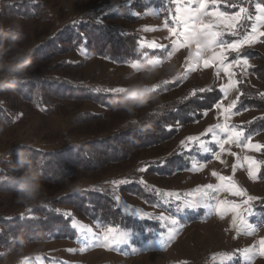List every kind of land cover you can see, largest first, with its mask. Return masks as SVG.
<instances>
[{
    "label": "rangeland",
    "instance_id": "obj_1",
    "mask_svg": "<svg viewBox=\"0 0 264 264\" xmlns=\"http://www.w3.org/2000/svg\"><path fill=\"white\" fill-rule=\"evenodd\" d=\"M40 1L45 4L48 10L46 20L29 22L20 27L26 37L29 35L31 39L34 38L30 42V45L34 47L47 40L68 21L83 18L86 23L99 25L104 22L105 17L109 16L114 21H105V24L112 22L122 29L135 31L139 36L140 47L141 44L144 45L141 47L144 50L142 59L125 64H114L82 53L79 61L84 65L80 70L71 71L74 78L81 82L84 81L83 83L87 85L101 86L106 89H124L125 86L132 83H146L150 86L151 92L156 91L158 83L179 82L180 85L177 89L163 92L156 97L154 102L138 109V115L152 111L154 107L161 105L166 100L181 97L186 90L195 91V88L215 89L217 92L216 103L221 104V110L215 108V103L210 110L203 113L200 121L184 127L179 125L178 136L165 147L166 154L179 147L186 149L188 153L193 149L185 170L168 178L146 176L142 167L145 160H139L105 175L107 179L114 180L113 187L117 191L116 197L120 198L117 200L115 197V202L119 207L118 211L128 216L130 224L112 227L108 224L92 223L79 218L72 209L62 207L57 209V213L61 218L68 219V223L65 226H57L65 231L61 234L55 231L52 224H49L48 229L45 230L44 227L38 230V226L33 224L31 228L34 236L29 237V241H22L15 238L19 227L11 225L9 228L11 234L8 235L3 233L4 228L0 225V264H50V262H56V264H264V257L260 255L261 246L259 243L264 239V212L258 211L252 204L250 206L254 208L256 215L247 216V223L244 225L239 224V221L234 224L232 216L224 205L225 201L228 204H243L249 197L256 198V200L264 198V181L259 179V174L256 179L250 178L247 174L249 159L258 162L259 168L261 167V152L249 150L230 142L225 145V149L221 153L218 145L212 141V137L226 139L230 135L222 131L220 126L243 128L246 133H251L248 124L258 116H264V113L252 108H240L239 102L230 114L223 111L231 101L241 95V90L239 92L236 90L239 89L240 83L250 90L258 91L260 94L264 93V86L251 73V68L256 65L253 52H258L264 57V36L259 35L264 32V21L256 22L255 13L251 24L256 23L257 25V38L239 51V54L244 52L240 58L247 60V67L244 64L233 65L229 69L233 73L230 78L219 64L205 68L202 60L198 62L195 43L190 46L179 43L175 47L172 46V42L177 40V36L169 33L165 24L181 31L180 26L172 21V17L177 14V7L181 9L180 15L194 19L197 24H219L213 17L195 12L198 5L189 3V0H181L178 4H173L171 0H164L165 8L169 9L167 13L156 12L161 6L160 0ZM237 1L239 0H217V3L213 4L212 0H207L205 12L227 10L229 14H235L239 9L236 12H232V10ZM256 4L258 3H254V11ZM228 5L232 6L226 8ZM213 30L226 31L222 27L218 29L214 27ZM37 31L38 35L35 37ZM226 38H228L227 35L222 37L225 40ZM179 39L182 40L183 37L181 36ZM151 43L164 44L168 51L161 52L159 49H152L148 47ZM146 51L155 55L148 57V53L145 55ZM226 54L229 60L237 56L235 52ZM157 55L161 62H151L156 59ZM76 61L78 62V60ZM133 63L137 65L136 68L131 66ZM148 64L152 65L154 69H158L157 75H153L147 68H142ZM230 80L233 83L231 88L228 87ZM222 88L227 91L221 92ZM5 96H1V99L4 100L2 97ZM8 101L11 105L14 99ZM85 108L88 112H100L92 105H87ZM65 111L68 116L60 114ZM81 111H85V109L81 108L76 112L72 106H67L66 110L60 113L56 112L46 116L31 110L27 113L23 111L24 114L16 116L17 124L0 135V161L2 159L11 161L12 158H7L6 155L13 147L16 148L18 143L38 144L37 132L40 135L44 132L53 133L57 141L48 142L47 145L59 149L69 146L70 141L76 140L75 138L78 141H84L86 138L84 134H91L99 130L106 131L109 128L108 119L85 123L81 128L75 120V116ZM68 126L74 131V134L69 133ZM209 129L212 131L209 132ZM189 137L199 139L190 141ZM41 138L45 137L41 136ZM244 142L249 141H242V143ZM250 142L264 145V131L254 133ZM201 144L204 147H211L212 152L204 154ZM217 155H219V159L216 158ZM132 169L139 173V186L144 191L142 195L121 191L124 184L121 185L119 182L124 180V175L130 173ZM0 173V179H4L5 174L13 176L15 172L9 167L0 165ZM220 177L226 179L221 180ZM100 179L96 181L76 179L70 187L63 186L60 191L49 192L46 195L48 199L57 198L70 190L99 182ZM140 181H143V184ZM208 185L220 187V192L215 194V199L212 201V207L201 212L178 215L179 223L171 225L167 220L169 201L174 200L176 195L181 200H201L203 190ZM229 186H232L234 191L240 192L241 195H233L232 192L227 191ZM197 189H201V191H197ZM167 193H172L173 196L169 197L166 195ZM218 204L220 205L219 209L217 208ZM19 205L21 204L16 203V195H0V218H8L13 214L20 213V210L23 209H19ZM220 211L224 213L222 217L218 214ZM68 214H72L71 220ZM160 216H164L165 220H159ZM19 226L24 230L23 223ZM125 226H130L129 230L132 233L127 245H113L111 250L106 248L103 234L107 228L112 227L113 234H115L126 229ZM169 229L175 232L170 240ZM149 241H151L150 244ZM133 249H137V251H133ZM245 249L248 251L245 252ZM230 254H236L237 259L230 262L228 259Z\"/></svg>",
    "mask_w": 264,
    "mask_h": 264
},
{
    "label": "trees",
    "instance_id": "obj_2",
    "mask_svg": "<svg viewBox=\"0 0 264 264\" xmlns=\"http://www.w3.org/2000/svg\"><path fill=\"white\" fill-rule=\"evenodd\" d=\"M255 2L264 5V0H239L234 4L232 12L244 7L254 16ZM47 15L48 10L40 0H0V25L9 26L16 23L22 27L29 22L45 21ZM244 16H247V13ZM109 20L114 21L111 16L104 18V22ZM251 20L247 21L249 25ZM16 21L26 23L20 24ZM104 22L99 25L86 23L83 18L68 21L35 47L30 45L34 38L31 39L29 35L26 37L20 29L24 37L20 46L26 48L30 45L27 49L32 50V67L28 77L18 83L13 90L0 91V135L17 124L16 116L24 114L23 111L27 113L31 110L46 116L60 113L66 110L67 106H72L76 112L81 108L85 109L75 116L76 123L80 124L81 128L85 123L107 119L110 125L106 131L99 130L84 134L86 137L84 141L75 138L76 140L70 141L69 146L59 149L47 145L48 142L57 141L53 133L44 132L40 135L37 132L38 144L18 143L17 147H13L6 155L7 158H12L11 161L4 159L0 161V165L13 170L12 165L17 160L18 152L21 150L31 152L32 167L41 169L46 194L60 191L63 186L70 187L76 179L91 181L102 179L86 187L70 190L57 198L48 199L46 195L32 207L19 205L18 208L23 209L20 213L8 218H0V225L4 228L3 233L10 235L11 225L19 227L15 233V238L18 240L29 241V237L34 236L31 228L33 224L38 226V230L42 227L44 230L48 229L49 224H52L55 231L60 234L65 232L57 227L68 223V219L61 218L57 213V209L62 207L72 209L79 218L92 223L108 224L112 227L130 224L128 216L118 211L114 180L107 179L105 175L139 160H145L142 167L146 176L168 178L185 170L193 149L188 153L186 149L179 147L166 154L165 147L178 136L179 125L184 127L200 121L203 113L210 110L217 101L215 89H204L205 92H201L200 88H195V91L186 90L179 98L166 100L143 115H138V110L134 114L112 111L111 103L123 93H113L105 91L106 88L101 86L87 85L83 83L84 81L74 78L71 72L83 68L84 64L79 61L82 53L114 64L132 63L142 59L144 50L140 47L139 36L135 31L122 29L112 22L106 24ZM37 35L38 31L35 32V37ZM227 36L226 41L230 42L242 38ZM146 53L148 57L155 55L148 51ZM243 53L241 52L239 57ZM10 54V51L6 53V55ZM253 58L256 65L251 68V73L264 86V57L254 51ZM179 85L177 81L169 84L158 83L156 91L151 94L157 97L165 91L177 89ZM239 90H241L240 108H252L264 113V98H261L258 91L250 90L242 83L239 84ZM3 95H6L2 97L4 100L1 99ZM12 98L14 102L9 105L8 100ZM87 105L96 107L100 112H88L85 108ZM60 114L65 116L67 113L65 111ZM262 117L264 116H258L248 124L251 133L264 131ZM143 126L148 127L146 131L141 132L140 128ZM68 128L69 133L74 134L70 126ZM165 161L167 163H164ZM260 163L259 179L264 181L262 152ZM14 172L13 176L20 175L19 171ZM138 174L132 169L130 173L124 175V180L131 183H127L126 186L124 184L121 191L142 195L144 191L139 186ZM10 177L12 176L5 174V178L0 179V195H16L13 186L9 183ZM254 208L264 212V198L256 200ZM21 223L24 224V230L19 226ZM125 227L130 228V226Z\"/></svg>",
    "mask_w": 264,
    "mask_h": 264
},
{
    "label": "snow or ice",
    "instance_id": "obj_3",
    "mask_svg": "<svg viewBox=\"0 0 264 264\" xmlns=\"http://www.w3.org/2000/svg\"><path fill=\"white\" fill-rule=\"evenodd\" d=\"M173 4H178L181 2V0H171ZM189 3H196L198 7H196L195 12L200 13L202 15H208L214 18L215 21H218L219 24L216 25L214 23H208V24H197L194 19L186 18L182 15L181 9L179 7L176 8V15L172 17V21L174 24H178L181 28V31H178L176 27H172L165 24V27L167 28V31L171 33L172 35L177 36V40L172 42V46L175 47L177 43L184 45V46H190L191 44L195 43L196 46V57L197 61H201L203 63V66L205 68H208L209 66L213 64H219L221 68L224 69L227 76L230 78L233 76V73L229 71L230 68H232L233 65H240L244 64L245 67H247V60H242L239 57V51L242 47H244L246 44L250 45L252 42H254L257 38V25L256 23H252L249 25L247 21L253 19V13L249 12L248 9L244 7H240L239 10L235 14H229L227 10L225 11H213V12H205V9L207 8V0H189ZM213 4L217 3V0H212ZM160 8L156 10L157 13H167L169 9L165 8L164 0H160ZM232 5L226 6L229 7ZM234 7V6H233ZM247 13V16H244V14ZM255 13L254 19L256 22L264 21V5L256 4L255 5ZM166 18V17H165ZM214 27L217 29L219 27H222L226 31H220V30H213ZM157 30V29H153ZM226 35H231L233 37H242L241 39L236 40L235 42L226 41L225 39H222V37H225ZM260 36H264V32L259 33ZM183 37V39H179V37ZM141 47H144L143 44H141ZM148 47L152 49H159L161 52H166L168 49L164 44H156L151 43L148 45ZM237 53V56L232 57L231 60L228 59V55L226 53ZM204 54H208L205 56ZM147 55V53H145ZM153 63H160V57L157 55L156 59L151 61ZM133 68H136V64L131 65ZM191 70V69H190ZM229 88L233 87V83L230 80V83L228 85ZM239 92V89H236ZM105 91H110L113 93H123L125 89L123 88H112V89H106ZM201 92H205L204 89H200ZM221 92H226L227 89L222 88L220 90ZM261 98H264V93L260 94ZM239 102V95L229 103L228 107L226 109H223L226 113H231V110L234 109ZM215 108L217 110H221V104L217 102L215 105ZM243 110V109H242ZM241 110V111H242ZM261 119H264L262 117ZM221 130L224 131L228 135V138L226 139H216L215 137H212V141L218 145L219 152H223L225 149V145L228 143H236L240 146L247 148L249 150H256L259 152L264 153V145L261 144H253L251 143V138L254 135V133H246L243 128L236 129V128H229L227 126H220ZM209 132L212 130L209 129ZM190 141L193 139H199V138H188ZM242 141H249L244 142ZM203 148L204 154H208L212 152L211 147H204L203 144L200 145ZM219 159V155L216 157ZM249 164L248 168V176L252 179H256L257 175L261 171V169L258 166V162L254 160H248ZM164 163H167L165 161ZM215 175V173H213ZM221 180H224L226 178L220 177ZM130 181L122 180L119 183L121 185L129 183ZM141 184H143V181H140ZM197 191H201V189H197ZM227 191L232 192L233 195H241L240 192L234 191L232 186H229ZM220 192V187H213L212 185H208L203 190V197L201 200H181L178 195L175 196L174 200H170L168 204V211L169 215L167 217L168 222L171 225H177L178 219L177 216L181 214H187L189 212H201L202 210H206L208 208L212 207V201L215 199V194ZM169 197H172V193L166 194ZM117 200H119V197H116ZM256 198L249 197L247 200L244 201L243 204H228L226 201L224 202L226 210L229 211V214L233 218V223L235 224L236 221H239V224L244 225L247 223V216L256 215L254 208L250 205L254 204ZM217 208H220V205H217ZM218 214L222 217L223 211L218 212ZM71 215L68 214L69 219L71 220ZM156 219V218H153ZM161 221L165 220L164 216H160L158 218ZM75 230V229H74ZM114 229L112 227L107 228L106 232L103 234V241L104 246L111 250V246L123 244L127 245L132 233L129 229H124L122 231H118L115 234ZM175 235V232L169 229V240L171 237ZM149 244L151 241L148 242ZM261 250L260 255L264 257V239H262L260 242ZM83 251V249H82ZM133 251H137V249H133ZM245 252L248 250L245 249ZM229 261H234L237 259L236 254H230L229 255ZM50 264H56V262H50Z\"/></svg>",
    "mask_w": 264,
    "mask_h": 264
},
{
    "label": "clouds",
    "instance_id": "obj_4",
    "mask_svg": "<svg viewBox=\"0 0 264 264\" xmlns=\"http://www.w3.org/2000/svg\"><path fill=\"white\" fill-rule=\"evenodd\" d=\"M24 37L20 26L12 23L9 26L0 25V91H11L15 86L25 80L32 67V50L21 47ZM10 55H6L7 52ZM153 73L158 74V69L152 65H144ZM147 79V77H146ZM123 94L111 103L114 112L134 114L138 109L148 106L157 98L151 94V88L146 83H132L124 87ZM135 123V121H133ZM148 126L140 128L141 132ZM31 152L21 150L12 168L19 171L20 175L9 178V183L16 193V203L29 206L46 196V189L42 183V171L39 167H32Z\"/></svg>",
    "mask_w": 264,
    "mask_h": 264
}]
</instances>
